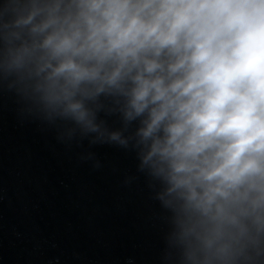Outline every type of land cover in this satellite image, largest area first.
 Wrapping results in <instances>:
<instances>
[{"label":"clouds","instance_id":"9594fccd","mask_svg":"<svg viewBox=\"0 0 264 264\" xmlns=\"http://www.w3.org/2000/svg\"><path fill=\"white\" fill-rule=\"evenodd\" d=\"M4 92L69 147L135 153L162 264H264V0H0Z\"/></svg>","mask_w":264,"mask_h":264},{"label":"water","instance_id":"95a60500","mask_svg":"<svg viewBox=\"0 0 264 264\" xmlns=\"http://www.w3.org/2000/svg\"><path fill=\"white\" fill-rule=\"evenodd\" d=\"M20 107L0 94V264H162L168 225L135 153L87 140L69 147ZM87 152L99 169L81 159Z\"/></svg>","mask_w":264,"mask_h":264}]
</instances>
